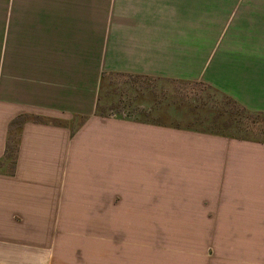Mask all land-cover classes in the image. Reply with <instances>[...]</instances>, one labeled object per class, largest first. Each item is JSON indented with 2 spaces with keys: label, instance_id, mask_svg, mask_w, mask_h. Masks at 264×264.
Returning a JSON list of instances; mask_svg holds the SVG:
<instances>
[{
  "label": "crops",
  "instance_id": "crops-1",
  "mask_svg": "<svg viewBox=\"0 0 264 264\" xmlns=\"http://www.w3.org/2000/svg\"><path fill=\"white\" fill-rule=\"evenodd\" d=\"M189 85L264 113V0H0V264H264V137Z\"/></svg>",
  "mask_w": 264,
  "mask_h": 264
},
{
  "label": "trees",
  "instance_id": "trees-1",
  "mask_svg": "<svg viewBox=\"0 0 264 264\" xmlns=\"http://www.w3.org/2000/svg\"><path fill=\"white\" fill-rule=\"evenodd\" d=\"M127 81L129 80L121 81L117 80L116 78V80L113 81L114 92L118 93L120 96L125 95L126 93L129 94L130 92L127 91V83H135L137 81ZM109 84L111 87L112 83ZM158 91L159 92L155 95V100L158 104H161L163 102V99L167 96L165 94L164 88H161V91ZM199 91H201V93H197L198 95L195 93L196 95H194V97L190 98L189 100L190 112L192 115V117L189 119L190 121H200L201 119H203L201 113H206V115L211 118V122H207V128L210 131L225 132L229 130L231 134H234L236 136L238 135L240 137H264V113H255L248 111L233 98L220 92L214 87L206 85L202 90ZM142 94L143 93L139 94L140 97H146ZM110 104L107 105L106 102L103 103L100 95L97 114L102 116H109L113 114L110 113L111 110L121 109V107L118 105ZM141 116H145L144 119H146L147 117L143 113L141 114ZM85 119L86 117H83L82 122ZM27 121V115H20L11 122L7 139V154L6 157L4 156L0 159V165L7 163L8 166L11 165L12 168L14 167L15 156L19 149L22 127ZM202 122L206 121L202 120ZM218 122H221L222 124H220L219 126ZM8 158L11 159L10 162H8Z\"/></svg>",
  "mask_w": 264,
  "mask_h": 264
},
{
  "label": "rangeland",
  "instance_id": "rangeland-1",
  "mask_svg": "<svg viewBox=\"0 0 264 264\" xmlns=\"http://www.w3.org/2000/svg\"><path fill=\"white\" fill-rule=\"evenodd\" d=\"M162 84V86L163 85H165L166 86V84H163V83H161ZM173 87H175L174 85H173ZM178 87H180L179 85H177L176 86V88H178ZM192 88V89H191ZM188 89L190 90V92L191 93H193L194 92V90H196V91H199V90H202L203 88H201V87H197V86H195V87H192V86H190L189 85V87H188ZM116 94H118V93H116ZM119 95V94H118ZM121 98H118L117 100L120 102V107L122 108V110H123V108H126V107H129V108H132L133 107V105H134V101L133 102H131L132 101V99L133 98H135L136 96H134V93H130V94H128V93H126L125 95H123V96H120ZM119 114H123V113H119ZM130 114H133V112H131ZM123 115H125V114H123ZM128 116H129V113H128ZM206 254L208 255H210V257L211 256H213V248L210 246L209 248H208V250L206 251ZM209 259H213L212 257L211 258H207V262H206V264H214V262H211ZM259 260H261L260 258H259Z\"/></svg>",
  "mask_w": 264,
  "mask_h": 264
}]
</instances>
